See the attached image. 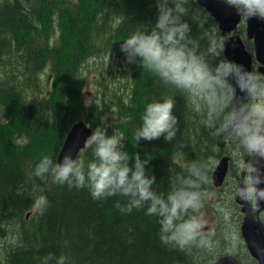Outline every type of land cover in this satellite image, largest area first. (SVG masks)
I'll list each match as a JSON object with an SVG mask.
<instances>
[{"label":"trees","instance_id":"obj_1","mask_svg":"<svg viewBox=\"0 0 264 264\" xmlns=\"http://www.w3.org/2000/svg\"><path fill=\"white\" fill-rule=\"evenodd\" d=\"M156 16V0H0V264H40L49 253L65 255L67 264H189L199 251L163 245L155 218L143 210L120 214L113 207L118 197L101 203L87 189L52 185L42 193L47 204L41 206L33 191L42 183L31 175L37 161L57 158L74 122L84 119L94 130L103 125L102 113L113 99L114 123L107 134H122L130 159L141 155L156 175L158 192L169 190V167L179 170L185 162L209 157L218 162L228 154L189 110L185 95L140 64L124 67L126 93L101 75L102 97L87 101L89 77L82 70L87 60L106 54L124 58L122 40L150 30ZM186 19L201 48L210 36L222 39L217 22L196 0ZM56 25L64 30L63 38L54 35ZM237 33L245 37L244 23ZM244 41L251 50L250 40ZM164 98L174 100L175 140L161 137L134 145L146 104ZM80 158L93 159L91 150H82Z\"/></svg>","mask_w":264,"mask_h":264},{"label":"clouds","instance_id":"obj_2","mask_svg":"<svg viewBox=\"0 0 264 264\" xmlns=\"http://www.w3.org/2000/svg\"><path fill=\"white\" fill-rule=\"evenodd\" d=\"M228 10L245 20L264 21V0H220ZM192 0H156L157 16L150 30L136 31L122 40L120 50L129 64H140L165 86L185 95L190 111L213 139L228 148L235 169V182L218 194L212 189L214 157L185 162L180 169L169 167V190L158 192L156 175L147 169L141 155L124 150L121 134H107L97 127L85 138L86 150L93 159L74 158L65 152L59 160L44 156L33 166L31 175L42 183L33 191L41 206L47 204L42 193L52 185L87 189L93 200L103 203L112 197L120 214L143 210L159 225L160 242L184 253L199 250L203 264H217L216 249L232 255L239 249L238 200L248 216L264 208V72L261 64L247 70L225 55L227 38H207L201 48L191 35L186 17ZM237 88L246 99L237 96ZM170 98L148 102L133 133L134 145L161 137L173 142L178 119ZM209 210L212 220H209ZM226 229L218 238L212 223ZM264 227V225H262ZM264 255V249H260ZM67 257L49 253L40 264H67Z\"/></svg>","mask_w":264,"mask_h":264},{"label":"water","instance_id":"obj_3","mask_svg":"<svg viewBox=\"0 0 264 264\" xmlns=\"http://www.w3.org/2000/svg\"><path fill=\"white\" fill-rule=\"evenodd\" d=\"M197 2L217 21L222 39H228L225 49L226 57L238 64H242L247 70L252 69L254 57L255 61L262 65L259 70L264 72V21L255 18L245 20L246 36L253 42V54L247 50L241 35L234 32L242 18H239L234 11L228 10L220 0H197ZM237 96L241 99H246L245 94L239 88H237ZM91 132L92 129L88 127L84 120L75 122L63 142L58 160L62 159L65 152H72L75 158L82 149H85V138ZM228 164L229 157L223 156L213 169L212 176L215 187H219L224 182L228 171ZM256 164L264 167V160L258 159L256 160ZM237 203L241 205V210L244 213L241 234L247 244L248 251L252 257L259 260V264H264V255H261L259 251L262 248L264 249V227L257 220L251 219L250 215L248 216L247 208L243 204L238 200ZM217 264H237V262L233 256L223 255L217 259Z\"/></svg>","mask_w":264,"mask_h":264},{"label":"rangeland","instance_id":"obj_4","mask_svg":"<svg viewBox=\"0 0 264 264\" xmlns=\"http://www.w3.org/2000/svg\"><path fill=\"white\" fill-rule=\"evenodd\" d=\"M54 35H56L58 38H63L66 34L64 30L59 26L56 25ZM127 62L125 60V57H120L115 55H103L101 57L97 58H90L87 60V62L83 65V71L85 74L88 75V89L91 90L90 93L86 96L87 101L92 100H99L102 95L99 93L102 89V84L104 83L100 77L108 76L111 78L115 84V86L118 88L119 93L123 94L126 93V89L124 88L125 79H124V67L126 66ZM49 69H45L44 72H42L41 76V82L45 81V77L48 75ZM100 74V75H99ZM45 86L48 88L50 86L49 82L45 84ZM39 96H41V93H39ZM114 101L111 102V106L108 110H104L102 113V121L103 125H100L98 127L101 128H109L110 126H113L114 123V114L111 113V110L114 108ZM104 107V106H103ZM71 128V127H70ZM113 133H118L116 131H112L109 133V135H112ZM119 134V133H118ZM122 135V134H121ZM20 144H24L27 142V140L22 137L19 140ZM226 190V189H224ZM224 192V191H223ZM209 220H212V212L209 211ZM261 218L264 220V214H261ZM261 225H264L261 221H259ZM212 230L216 231L218 234L219 239H223L224 236L228 235V232L226 229H218L215 223H212ZM222 248L220 246L216 249V254L218 253V250ZM226 250V249H225ZM189 264H203V255L200 251H197L193 255V260Z\"/></svg>","mask_w":264,"mask_h":264},{"label":"flooded vegetation","instance_id":"obj_5","mask_svg":"<svg viewBox=\"0 0 264 264\" xmlns=\"http://www.w3.org/2000/svg\"><path fill=\"white\" fill-rule=\"evenodd\" d=\"M234 182H235V169L233 167L232 158L229 156V168H228V172L226 174L225 180H224V184L219 188H215L214 190H216V192L218 194H224V192H223L224 189H227L229 187V185L234 183ZM235 205H236L237 210H238V215H237L236 219L239 222L238 231H239L240 245H239L238 251H236L232 255L236 258L238 264H259L258 261L256 259H254L253 257H251V255L249 254L247 246L245 244V241L241 235L240 225H241V222L243 220V213L241 212V207L239 205H237L236 202H235ZM209 211H211V210H209ZM261 214H264V209L259 211L256 214V220L264 223V220L261 218ZM260 245H261V243H260ZM225 252H226V250L219 252L216 255V257L218 258V257L224 255Z\"/></svg>","mask_w":264,"mask_h":264},{"label":"bare ground","instance_id":"obj_6","mask_svg":"<svg viewBox=\"0 0 264 264\" xmlns=\"http://www.w3.org/2000/svg\"><path fill=\"white\" fill-rule=\"evenodd\" d=\"M116 57V56H115ZM78 67V66H77ZM41 73V72H40ZM42 74V73H41ZM35 75V74H34ZM56 75V74H55ZM100 75V74H99ZM108 77V76H107ZM46 78V77H45ZM111 80V79H110ZM51 81V80H50ZM104 81V80H103ZM37 82V81H36ZM34 83V82H33ZM111 83V82H110ZM113 85V84H112ZM108 86V85H107ZM34 89V88H33ZM109 89V88H108ZM45 90V89H44ZM33 91V90H32ZM39 91V90H38ZM36 92V91H35ZM36 94V93H35ZM45 94V93H44ZM14 95V94H13ZM184 95V94H183ZM22 96V95H21ZM26 96V95H25ZM12 97V96H11ZM32 97V96H31ZM13 98V97H12ZM11 98V99H12ZM34 98V97H33ZM39 99V98H38ZM19 102V101H18ZM36 102H38V101H36ZM25 103V102H24ZM18 104V103H17ZM3 106V105H2ZM31 106V105H30ZM30 108V107H29ZM16 111V110H15ZM12 120V119H11ZM74 124V123H73ZM72 124V125H73ZM23 127V126H22ZM22 130V129H21ZM68 133H69V131H68ZM68 133H67V135H68ZM67 135H66V137H67ZM63 145V144H62ZM62 147V146H61ZM60 150H61V148H60ZM60 150H59V153H60ZM59 153H58V155H57V158H55V159H57L58 160V156H59ZM78 157V155L75 157V158H77ZM38 162V161H37ZM108 201V200H107ZM29 207V206H28ZM64 210V209H63ZM113 210V209H112ZM27 212H28V210H27ZM28 215V216H27ZM27 215H25V216H27V218L29 217V213L27 214ZM49 215V214H48ZM37 216H38V214H37ZM98 218V217H97ZM12 223V222H11ZM94 223V222H93ZM100 225V224H99ZM11 226V225H10ZM15 226V225H14ZM103 226V225H102ZM104 226H106V225H104ZM95 227H97V226H95ZM93 228V227H92ZM98 232V231H97ZM88 233V232H87ZM66 234V233H65ZM80 234V233H79ZM0 236H1V234H0ZM4 237V236H3ZM1 238V237H0ZM70 238V237H69ZM125 239V238H124ZM18 241V240H17ZM20 241V240H19ZM69 241V240H68ZM127 241V240H126ZM16 242V241H15ZM14 247V246H13ZM188 255V254H187ZM186 255V256H187ZM189 256V255H188ZM188 259V258H187ZM184 261V260H183ZM182 263V262H181ZM185 264V263H184Z\"/></svg>","mask_w":264,"mask_h":264}]
</instances>
